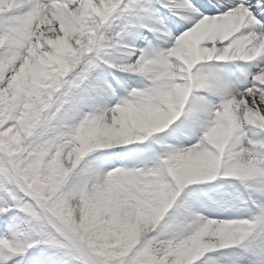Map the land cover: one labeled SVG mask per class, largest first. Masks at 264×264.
I'll use <instances>...</instances> for the list:
<instances>
[{"label":"snow or ice","instance_id":"obj_1","mask_svg":"<svg viewBox=\"0 0 264 264\" xmlns=\"http://www.w3.org/2000/svg\"><path fill=\"white\" fill-rule=\"evenodd\" d=\"M231 248L264 264V0H0V264Z\"/></svg>","mask_w":264,"mask_h":264},{"label":"rangeland","instance_id":"obj_2","mask_svg":"<svg viewBox=\"0 0 264 264\" xmlns=\"http://www.w3.org/2000/svg\"><path fill=\"white\" fill-rule=\"evenodd\" d=\"M151 38V37H150ZM141 147H146V145H141ZM125 151L127 149H124ZM101 151L105 150H97L95 154H89L88 157H86L82 161V165L88 164L90 161L96 160L97 156ZM107 151H121L120 147H117L113 150H107ZM114 159L117 160V163L112 164V167H119L121 164H133L137 163V161L130 160V159H123L119 160V157H115ZM235 184L236 187H233L232 185ZM223 185V187H221ZM196 189H202L203 191L199 193L198 200L200 202L201 207L207 206L208 208L211 207V205L208 203V197H212L215 199H224L231 201L233 204V207L229 209V211L223 212V213H214V215L210 218H214L215 216L219 215L221 217H229L233 215L237 210L245 211L246 206L242 203L243 199L248 198V191L239 184V182H236L233 178H226L221 176L218 178L217 181L214 182H207L203 185L199 186H191ZM238 189V190H237ZM204 193H207V196L204 195ZM238 197L240 199H238ZM204 214H208L207 210H205ZM235 252L236 249H219V250H213L211 253L206 254L207 256L214 257L216 260L220 262V264H232V262L235 260Z\"/></svg>","mask_w":264,"mask_h":264}]
</instances>
